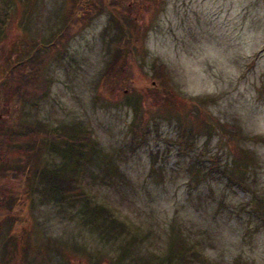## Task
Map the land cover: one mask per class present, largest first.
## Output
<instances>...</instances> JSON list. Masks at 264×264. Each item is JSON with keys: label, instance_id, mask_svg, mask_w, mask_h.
Listing matches in <instances>:
<instances>
[{"label": "rangeland", "instance_id": "374dc122", "mask_svg": "<svg viewBox=\"0 0 264 264\" xmlns=\"http://www.w3.org/2000/svg\"><path fill=\"white\" fill-rule=\"evenodd\" d=\"M122 18L134 47L133 60H117L124 83L103 77ZM0 21V73L19 47L34 54L31 71L42 61L43 80L36 105L22 103L18 116L6 102L11 83L1 87L0 116L6 124L76 125L90 137L100 153L79 184L136 237L134 256L160 259L182 236L199 254L188 264H264V0H0ZM135 102L145 120L137 141ZM207 122L217 127L210 136ZM190 127L197 132L186 145ZM4 155L9 165L62 161L49 151ZM210 156L221 171L196 179L190 165ZM0 178V197L22 198L0 206V264H131L120 258L121 239L99 236L76 209L27 198L25 176Z\"/></svg>", "mask_w": 264, "mask_h": 264}, {"label": "trees", "instance_id": "16d2710c", "mask_svg": "<svg viewBox=\"0 0 264 264\" xmlns=\"http://www.w3.org/2000/svg\"><path fill=\"white\" fill-rule=\"evenodd\" d=\"M30 3L26 2L24 4H27V6L30 7ZM80 6L81 2L79 1V6L77 7L81 9ZM28 11L30 12V9ZM75 14H77V12ZM115 15L116 14H114V18H116ZM72 19V23H74V20L77 21V17L74 18L73 16ZM66 20L68 22V19ZM116 20L119 19L116 18ZM125 23L126 21L124 18H122L121 21H118L116 24L119 33L112 35L109 39V47H113V49H111L113 54H111V60H108L105 63L107 70L105 72L106 74L104 73L103 76L105 78L109 75L111 79L114 78L123 83L126 81L123 79L124 76H122L124 75L125 68L122 65H118L117 60L120 57L126 58L127 60H133L134 52V47L131 45L133 35L129 30H127V27L124 26ZM5 25L6 24L3 21H0V35L3 32L2 29ZM65 26L67 27V25ZM56 37L57 36H54V38ZM50 41L51 40L48 42V46H51L52 44ZM40 43H42V41L35 42V45H32L34 46L33 49L37 50V52L41 51L38 48V44ZM55 43L56 42L54 41L53 45ZM15 53L16 58H12L11 61L8 62L6 69L0 73V88L4 86L8 87V84L11 83L9 86H11V89L15 91L16 96H11L13 93L11 90L6 102L15 103V107L12 109V112L14 111V114L18 116L20 114V105L22 103H28L32 106L36 105L32 102V99L35 95L42 96V92L39 93V87H43V80L41 81L40 76H36V70L40 72V65L42 64V61H40V65L39 62H35L38 67L36 69H33L32 67L31 71L29 66L33 62L34 54L29 55L28 52L26 56L22 55L23 53L20 51L19 47L15 49ZM28 68L30 69V73ZM20 70H24V72L22 73ZM18 71L21 72L20 75L22 80H15V82H12V79H14L13 73ZM113 83L114 81L111 82V84ZM130 98L133 99V96ZM140 105V102H135L137 115L135 116L136 118L132 120L131 124V132L134 141H137V135L140 131V123H145V120H143L144 117H142L143 109ZM10 116H12V114ZM5 120L6 119H4L1 115L0 177L8 175V181H10V179L20 181V177L25 176V182L27 183L26 187L28 188L26 193L27 198H32V200L34 198H38L39 201L42 202H53V204L60 205L65 208L70 207L72 209H76L77 213L83 220V224L85 223V225L93 227L97 230L99 236H104L105 239H121L119 241L121 245L120 258H129V263L131 264H153V262L154 264H188L192 257L199 255L196 250L197 247L195 243L187 244L182 236H177L176 241L170 245L167 255L161 257L160 259L156 258V260L152 256L148 255L141 259L134 256L132 252L134 247L131 246L133 243L137 242L136 237L128 235V231L124 223L120 221L110 209L92 202L88 194L84 192V187L81 183L79 184L85 163L93 159L95 154L98 152L100 153L90 137L81 131L76 125L67 127L62 125L61 129H59L57 127L49 128L45 125L34 126V124H31L30 122L21 123L17 119H11L12 122L10 124H6ZM216 128L217 127L215 125L207 122V135L210 136ZM196 132L197 131L193 127H190V129L184 134L182 132L186 145H191L190 143L193 141ZM6 148L9 150L19 149L22 155H25V157L29 156L30 158L39 157L40 154L42 155L44 152L49 151L60 156L62 161L60 164L54 165V167L51 168H47L45 166L31 167L27 159L15 165H9L3 161L5 156L4 151ZM115 169L117 170V168ZM115 169L113 170L114 172ZM190 171L195 172L196 179H201L211 176L214 172H220L221 169L218 160L215 159L214 156H210L207 165L200 163V161L192 163L190 165ZM231 175L232 178L237 180V182L241 181L240 171L234 170ZM34 189L37 193H33L31 195V192L35 191ZM21 199V196L6 193L4 197H0V206L3 205L11 208L16 201L18 202ZM9 219L12 220L11 217H9ZM128 236L130 237L129 240H131L129 242H127ZM122 239H125V241ZM8 242H10V238H8L6 244L3 246L6 247V254L9 253L7 249ZM121 261L122 260H119V262Z\"/></svg>", "mask_w": 264, "mask_h": 264}, {"label": "flooded vegetation", "instance_id": "af4514ba", "mask_svg": "<svg viewBox=\"0 0 264 264\" xmlns=\"http://www.w3.org/2000/svg\"><path fill=\"white\" fill-rule=\"evenodd\" d=\"M120 1V4L122 5L123 3H124V0H119ZM128 4V3H127ZM84 10H89V11H91V6H89V8L88 7H82ZM78 9H80V8H78ZM123 10V9H122ZM71 21V20H70ZM66 27V26H65ZM60 35V37H61V34L59 33L57 36H59ZM58 38V37H57ZM59 47H61V48H63V46L62 45H58Z\"/></svg>", "mask_w": 264, "mask_h": 264}]
</instances>
